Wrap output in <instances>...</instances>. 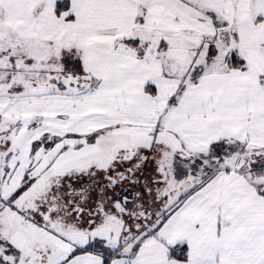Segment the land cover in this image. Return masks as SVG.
Returning a JSON list of instances; mask_svg holds the SVG:
<instances>
[{"label": "snow or ice", "instance_id": "1", "mask_svg": "<svg viewBox=\"0 0 264 264\" xmlns=\"http://www.w3.org/2000/svg\"><path fill=\"white\" fill-rule=\"evenodd\" d=\"M0 264H264V0H0Z\"/></svg>", "mask_w": 264, "mask_h": 264}]
</instances>
